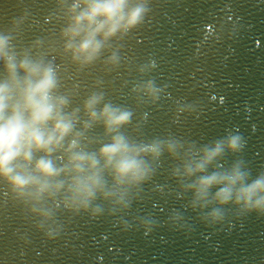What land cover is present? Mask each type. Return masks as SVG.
I'll use <instances>...</instances> for the list:
<instances>
[{"label": "water", "instance_id": "water-1", "mask_svg": "<svg viewBox=\"0 0 264 264\" xmlns=\"http://www.w3.org/2000/svg\"><path fill=\"white\" fill-rule=\"evenodd\" d=\"M144 4L143 22L82 69L63 51L59 0H0V35L56 67L69 111L92 92L131 110L122 131L138 142H173L182 155L239 135L241 150L216 164L241 162L250 183L264 172V0ZM111 52L117 61L105 63ZM148 81L154 96L143 90ZM146 159L148 178L121 189L122 199L98 194L87 211L47 201L45 217L0 181V264H264V216L238 215L229 203L222 221L204 219L216 206L193 207L190 181L174 174L179 159L166 147Z\"/></svg>", "mask_w": 264, "mask_h": 264}, {"label": "clouds", "instance_id": "clouds-1", "mask_svg": "<svg viewBox=\"0 0 264 264\" xmlns=\"http://www.w3.org/2000/svg\"><path fill=\"white\" fill-rule=\"evenodd\" d=\"M59 7L65 21L63 51L81 69L109 52L111 41L139 26L147 12L144 0H59ZM9 40L0 35V181L30 202L33 212L49 216L47 201L87 211L98 194L108 199L119 193L122 199L121 189L150 176L146 158L158 159L166 147L180 161L174 174L190 181L184 187L194 191L193 207L216 206L204 219L222 221V206L229 203L237 206L238 215L255 210L264 216V172L248 183L250 172L242 171L239 161L217 168L227 153L241 150L239 135L190 147L182 155L173 142H138L122 131L131 123V110L92 92L69 111L68 94L58 91L56 67L42 57L14 52ZM116 61L115 52L104 60ZM143 90L157 92L152 81ZM95 126L102 127V136L87 135Z\"/></svg>", "mask_w": 264, "mask_h": 264}]
</instances>
